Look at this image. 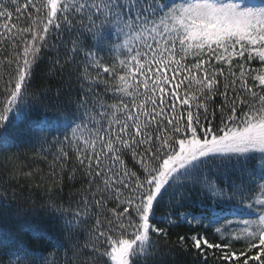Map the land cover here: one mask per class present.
I'll return each mask as SVG.
<instances>
[{
  "label": "snow or ice",
  "instance_id": "obj_1",
  "mask_svg": "<svg viewBox=\"0 0 264 264\" xmlns=\"http://www.w3.org/2000/svg\"><path fill=\"white\" fill-rule=\"evenodd\" d=\"M0 50V150L50 144L32 211L63 222L76 264H264V0H0ZM46 50L69 101L35 119ZM0 264L47 261L0 234Z\"/></svg>",
  "mask_w": 264,
  "mask_h": 264
},
{
  "label": "trees",
  "instance_id": "obj_2",
  "mask_svg": "<svg viewBox=\"0 0 264 264\" xmlns=\"http://www.w3.org/2000/svg\"><path fill=\"white\" fill-rule=\"evenodd\" d=\"M21 23L23 22L21 21ZM5 54V50H0V58ZM97 55L104 57L107 63H112V56L108 48L98 51ZM53 58L54 53L46 50L42 56L43 62L35 70L33 87L39 89L47 97L43 103L50 105L46 110H34L32 115L35 119L44 115L52 116L69 101L67 95L70 91L68 73L67 71L61 73L58 69H53ZM78 88L79 84L77 83L71 85L73 100L76 99L75 93ZM98 90L103 93V86L101 85ZM56 136L57 133L53 132L48 137L49 141L54 140ZM60 138H63L62 135ZM54 155L55 152L51 150L50 144L44 145L42 149L39 144L30 139L21 143L19 147L0 150V178L7 179L13 169L17 170L12 187L8 188L6 193L0 189V208L4 207L6 202L12 208L7 218L0 216V234H6L28 244L38 254L40 260L46 259L47 264H76L72 251L76 238L69 237V231L62 226L63 222L55 215L45 214L43 211H32L33 208L39 209L47 198ZM24 172H32L34 177L25 179L22 175ZM13 191L17 197H20L19 199L14 198ZM67 194L68 190L65 189L64 196L67 197ZM5 196L7 201L4 199ZM193 201H195V197H193ZM17 208L22 209L23 213L18 215L15 212ZM34 232H42L44 235L37 238L33 235ZM172 240H175V236L172 237ZM160 258L169 261L176 260L178 264H193L190 256L180 257L174 253Z\"/></svg>",
  "mask_w": 264,
  "mask_h": 264
},
{
  "label": "rangeland",
  "instance_id": "obj_3",
  "mask_svg": "<svg viewBox=\"0 0 264 264\" xmlns=\"http://www.w3.org/2000/svg\"><path fill=\"white\" fill-rule=\"evenodd\" d=\"M111 53V52H110ZM111 56L113 57V54L111 53ZM13 116H15V113H13Z\"/></svg>",
  "mask_w": 264,
  "mask_h": 264
}]
</instances>
